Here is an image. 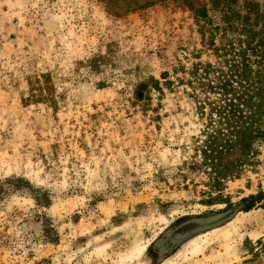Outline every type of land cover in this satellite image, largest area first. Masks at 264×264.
I'll return each instance as SVG.
<instances>
[{
  "label": "rangeland",
  "instance_id": "rangeland-1",
  "mask_svg": "<svg viewBox=\"0 0 264 264\" xmlns=\"http://www.w3.org/2000/svg\"><path fill=\"white\" fill-rule=\"evenodd\" d=\"M152 1L0 0V264H264V141L218 185L198 169L173 70L200 37Z\"/></svg>",
  "mask_w": 264,
  "mask_h": 264
},
{
  "label": "trees",
  "instance_id": "trees-1",
  "mask_svg": "<svg viewBox=\"0 0 264 264\" xmlns=\"http://www.w3.org/2000/svg\"><path fill=\"white\" fill-rule=\"evenodd\" d=\"M152 2L125 0V6L133 10ZM183 3L193 13L201 49L187 69L179 62L173 71L182 74L176 80L186 86L204 120L198 169L218 185L236 177L254 143L264 141V11L254 3L238 6L235 0ZM210 11L220 12V24L213 23ZM203 52L214 60H203Z\"/></svg>",
  "mask_w": 264,
  "mask_h": 264
}]
</instances>
